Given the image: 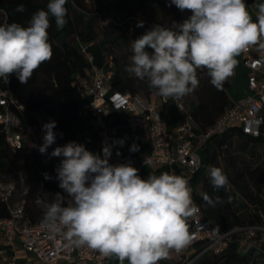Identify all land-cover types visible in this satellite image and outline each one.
I'll return each instance as SVG.
<instances>
[{"label": "clouds", "instance_id": "obj_1", "mask_svg": "<svg viewBox=\"0 0 264 264\" xmlns=\"http://www.w3.org/2000/svg\"><path fill=\"white\" fill-rule=\"evenodd\" d=\"M66 3L49 0L47 11L37 10L27 27L0 25V79L8 82L15 74L21 84H27L34 71L51 60L49 17L63 29ZM172 5L189 10L191 15L170 27L153 25L131 41L133 55L125 69L140 80L146 79L165 101H180L193 94L199 87L198 69H207L212 86L222 90L238 64L236 57L252 45L264 50V3L256 6L255 22L244 0H169ZM16 11L24 12V5H18ZM137 27H144V22H138ZM115 106L119 110L120 106ZM55 128L54 120L42 125L41 154L56 142ZM138 150L136 144L130 148ZM102 152V156L94 154L75 141L53 149L50 157H63L56 179L68 199L55 194V201L46 205L43 225L54 233L63 230L72 245L115 256L120 264L125 260L128 264H159L171 250L186 248L192 242L187 221L197 210L188 179L168 172L142 179L131 162H109L111 145L105 144ZM209 176L214 190H229L228 177L221 168L210 166ZM44 178L52 179L47 173ZM202 199L212 207L223 203L207 193Z\"/></svg>", "mask_w": 264, "mask_h": 264}, {"label": "trees", "instance_id": "obj_2", "mask_svg": "<svg viewBox=\"0 0 264 264\" xmlns=\"http://www.w3.org/2000/svg\"><path fill=\"white\" fill-rule=\"evenodd\" d=\"M87 1L67 0V23L63 29L56 27L55 18L50 15L51 26L47 31L53 55L51 60L42 63L34 71L27 84H21L16 75L12 74L8 82L2 85L20 102L21 107H15L14 111L22 121L24 144L21 148H13L0 126V171L5 179L13 182L7 175L16 170H21L28 179L30 188L19 200L25 201L26 216L32 223L43 219L46 205L55 201L56 193L64 196L56 179V168L63 157L46 159L45 156L55 147L69 141L78 142L82 116L85 115L79 91L83 89L82 81L89 78V71L94 64L83 48L86 47L89 53L96 40L100 39L107 57L104 65L113 72L110 81L113 91H128L159 98L161 96L149 87L148 81L128 73L121 61L122 55L113 52L114 47L125 39L116 36V32L131 31L130 38L133 41L153 25L170 27L173 23H182L191 15L189 10L181 11L175 5L169 6V0H98V6L91 11ZM48 3L49 0H0V25L18 23L27 27L37 10L47 11ZM20 4L24 5V12L16 11ZM114 11L120 13L121 18L117 20V17L111 16ZM140 12H146L152 22L137 20L132 24ZM86 13L91 15L87 16ZM98 21H105L108 26L101 38H98L96 31ZM140 21L144 22V27H137ZM197 76L199 87L192 94L194 99L189 105L190 115L197 126L196 133L201 135L215 124L233 102L229 97L231 83L228 79L223 89L217 90L210 83L207 69H198ZM182 100L185 101V97ZM161 112L173 129L180 116L173 99L169 98L162 103ZM50 120L56 121V142L48 148L47 153L41 154L39 146L43 144L44 135L42 125ZM92 128L97 131L91 122ZM31 139L36 140V145L30 143ZM207 145L209 167L221 168L228 177L230 188L227 191L223 188L214 190L208 171L203 179L202 192L192 193L203 215L221 230H229L238 225L264 224V158L258 152V148H264V139L261 136H247L238 126H231L223 135L207 140ZM16 158L26 161V164L16 168ZM44 173L52 179L46 180ZM204 193L213 198L219 197L223 203L215 207L206 205L202 199ZM38 199H41V203L37 202ZM7 216L9 210L0 201V218ZM188 230H192L191 224H188ZM261 245L262 250L251 248L241 252L237 243H232L223 253L204 257L199 264H264V240Z\"/></svg>", "mask_w": 264, "mask_h": 264}, {"label": "built area", "instance_id": "obj_3", "mask_svg": "<svg viewBox=\"0 0 264 264\" xmlns=\"http://www.w3.org/2000/svg\"><path fill=\"white\" fill-rule=\"evenodd\" d=\"M83 51L93 63L94 59L86 47ZM240 55L250 69L249 93L234 102L213 126L200 135L203 143L214 136L223 135L231 126H238L243 134L253 138L262 136L264 50L259 49L258 45H252ZM112 75L113 72L107 70L105 65H93L91 76L82 81L83 90L91 97L83 104V111L97 129V146L103 149L105 144L112 146L120 142L116 131L104 121L106 104L114 109H117L115 105L118 104L119 110L128 112L126 123L131 133L143 135L151 143L150 154L132 165L139 170L138 174L142 179L141 172L145 166H165L171 170V174L185 178L197 175L204 161L194 142L199 135L196 133V123L190 115V105L183 100H173L180 116L175 127L171 129L161 112L162 103L169 99L165 101L159 97L158 100H153L141 93L113 91L110 85ZM4 83L0 79V126L7 142L18 149L24 144L23 125L14 108L21 105L10 90L3 88ZM145 160L150 163L145 164ZM109 162L114 165L128 163L129 158L112 151ZM15 192L16 184L5 179L0 171V201L9 210V216L0 218V264H105L109 257L86 245L77 247L70 244L64 238L63 230L52 232L43 225V219L30 222L25 212V201H15ZM63 194L68 199L67 193L63 191ZM192 199L197 209L187 221L192 225L189 232L192 242L180 252L171 250L169 257L159 261V264H199L204 257L223 253L232 243H237L241 252L251 248L262 250L264 224L238 225L229 230H221L203 215L193 196ZM37 202L41 203V199Z\"/></svg>", "mask_w": 264, "mask_h": 264}, {"label": "crops", "instance_id": "obj_4", "mask_svg": "<svg viewBox=\"0 0 264 264\" xmlns=\"http://www.w3.org/2000/svg\"><path fill=\"white\" fill-rule=\"evenodd\" d=\"M264 3V0H247L245 2L247 6V10L252 16L253 21H256V14L258 12V8L256 7L258 4ZM94 59V66L104 65L107 61V57L104 51L100 49L93 53V50L89 52ZM238 60V64L234 68L233 75L228 78L231 85L228 89L229 97L231 101L234 103L246 97L249 93L248 89V78L250 74V69L244 64L241 55L236 57ZM93 72V68L89 71V77ZM79 95L81 98V105L91 99V97L85 93L83 89L79 91ZM150 98L153 100H158V98L152 95ZM128 117V112L124 110H117L112 108L109 104H106L104 121L105 123L112 129L116 131V136L120 141H123V144H113L112 151L120 152L129 158V162L132 165H136L137 162L148 156L151 152V143L149 139L143 135L137 134L133 135L129 126L126 123ZM92 120L86 114L82 116V127L78 134V142L79 144H83L87 150L91 151L94 154L103 155L102 149L97 146L99 141L98 132L96 130H91ZM93 124V123H92ZM227 135V134H226ZM264 139V125L262 127V136ZM196 146L199 147V152L202 155L203 161L205 163V168H203L198 172L196 176L187 178L189 181V187L192 189V193L200 194L202 192L203 179L208 174L209 165L207 163V141L203 143L202 137L199 135L197 139L194 140ZM133 144L138 146V151L132 152L130 148ZM258 152L264 158V148H258ZM205 169V170H204ZM163 172H168L171 174V170L165 166H145L142 169V177L146 179L149 174L160 175ZM105 264H120L119 260L112 256L108 258ZM124 264H128V261L125 260Z\"/></svg>", "mask_w": 264, "mask_h": 264}, {"label": "rangeland", "instance_id": "obj_5", "mask_svg": "<svg viewBox=\"0 0 264 264\" xmlns=\"http://www.w3.org/2000/svg\"><path fill=\"white\" fill-rule=\"evenodd\" d=\"M98 4H99L98 0H88L87 1L88 9L90 11L94 10V8L98 6ZM86 14H87V16L91 15V13H86ZM111 16L117 17V20L119 18H121L120 13H118L116 11L111 13ZM131 20H133V19H131ZM137 20H146L148 22H152L150 16L146 12H140L138 14V16L136 17V19L133 20L132 24H135ZM107 29H108V26L106 25L105 21L96 22V31L98 32V38H101L103 36V34H105ZM110 29H114V28L111 27ZM130 35H131V31H128L127 33L124 30L117 31L116 36H121V38L123 37L125 39L122 42H119V46H116L113 49V52H115L118 55H122L121 61L123 62L124 66H126V67L130 64V57L133 55L132 48H131L132 39L130 38ZM99 49L101 51H103L100 39L96 40L95 45L92 47L93 53H95V51H97ZM155 99H156V97H155ZM193 99H194V96L192 94L185 97V101L188 105ZM35 142H36V140H32V139L30 140V143L33 145H36ZM45 158L49 159L50 156L46 155ZM29 162H31V159H29ZM14 164H15L16 168H22L26 164V161L16 158L14 161ZM203 166L205 168V164ZM7 177L14 180V182L16 184V192H15L14 200L18 201L19 199H21L25 196V193L30 188L28 179L26 178L25 175L22 174L21 170H18V171L16 170L13 173H9L7 175Z\"/></svg>", "mask_w": 264, "mask_h": 264}]
</instances>
